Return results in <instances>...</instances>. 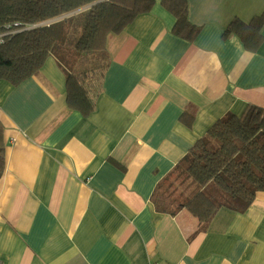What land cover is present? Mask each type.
Here are the masks:
<instances>
[{
	"label": "crops",
	"instance_id": "0c3cea01",
	"mask_svg": "<svg viewBox=\"0 0 264 264\" xmlns=\"http://www.w3.org/2000/svg\"><path fill=\"white\" fill-rule=\"evenodd\" d=\"M187 3L193 41L162 0L108 35L87 117L68 108L53 53L40 78L0 80V264H264V192L203 227L184 207L202 191L189 151L224 116L264 109V42L223 36L264 0Z\"/></svg>",
	"mask_w": 264,
	"mask_h": 264
},
{
	"label": "trees",
	"instance_id": "16d2710c",
	"mask_svg": "<svg viewBox=\"0 0 264 264\" xmlns=\"http://www.w3.org/2000/svg\"><path fill=\"white\" fill-rule=\"evenodd\" d=\"M153 6L154 0H0V35L7 34L0 43V80L18 87L32 77H41L54 40L48 26L37 25L88 8L77 49L102 52L108 35L122 32ZM162 6L177 19L173 32L193 41L200 28L188 19L187 0H162ZM263 26L264 13L248 24L235 19L223 36L236 34L248 51L256 52L264 42ZM103 72L92 80L65 74L70 110L87 117L96 109ZM184 164L202 189L184 207L202 227L222 207L245 211L256 194L264 192V109L250 106L243 117L228 114L218 120L189 151ZM5 165L0 121V179Z\"/></svg>",
	"mask_w": 264,
	"mask_h": 264
},
{
	"label": "rangeland",
	"instance_id": "374dc122",
	"mask_svg": "<svg viewBox=\"0 0 264 264\" xmlns=\"http://www.w3.org/2000/svg\"><path fill=\"white\" fill-rule=\"evenodd\" d=\"M87 19V12L67 15L59 20L53 21L48 30L54 40L50 56L55 54L58 63L66 76H82L93 79L103 70L105 65V51L81 52L77 49L82 30ZM199 186L198 184H196Z\"/></svg>",
	"mask_w": 264,
	"mask_h": 264
},
{
	"label": "water",
	"instance_id": "95a60500",
	"mask_svg": "<svg viewBox=\"0 0 264 264\" xmlns=\"http://www.w3.org/2000/svg\"><path fill=\"white\" fill-rule=\"evenodd\" d=\"M62 18V17H61ZM61 18H58V19H56V20H59V19H61ZM56 20H52V21H49V22H47V23H43V24H40V25H37V26H35V27H40V26H43V25H50V23H52L53 21H56Z\"/></svg>",
	"mask_w": 264,
	"mask_h": 264
},
{
	"label": "built area",
	"instance_id": "2783aa9c",
	"mask_svg": "<svg viewBox=\"0 0 264 264\" xmlns=\"http://www.w3.org/2000/svg\"><path fill=\"white\" fill-rule=\"evenodd\" d=\"M8 28H10V26H9ZM8 34H10V33H8ZM5 35H7V34L0 35V43L2 42V41H1V38H2L3 36H5Z\"/></svg>",
	"mask_w": 264,
	"mask_h": 264
}]
</instances>
